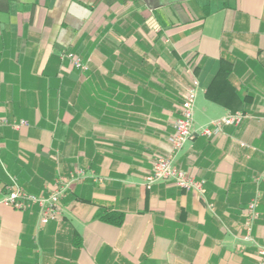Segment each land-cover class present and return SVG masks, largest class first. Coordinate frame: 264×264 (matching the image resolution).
Masks as SVG:
<instances>
[{
    "label": "crops",
    "instance_id": "0c3cea01",
    "mask_svg": "<svg viewBox=\"0 0 264 264\" xmlns=\"http://www.w3.org/2000/svg\"><path fill=\"white\" fill-rule=\"evenodd\" d=\"M192 78L195 126L248 116L177 153L176 165L204 182L202 198L144 185L171 151ZM263 116L264 0H0V187L14 176L46 194L58 177L85 172L57 221L0 206V264H257ZM255 196L252 244L242 237Z\"/></svg>",
    "mask_w": 264,
    "mask_h": 264
},
{
    "label": "built area",
    "instance_id": "2783aa9c",
    "mask_svg": "<svg viewBox=\"0 0 264 264\" xmlns=\"http://www.w3.org/2000/svg\"><path fill=\"white\" fill-rule=\"evenodd\" d=\"M60 58L67 60L71 66L79 71H88V66L79 57L72 53L63 51ZM199 83L196 78H192L185 89L181 101L178 117L174 122L173 133L167 141L171 148L169 154L157 158L150 172L144 178L145 187H152L158 183L170 182L175 187L195 193L199 198L205 194L204 182L195 178L190 172L178 167L175 163L177 153L183 148L186 142L192 137L214 138L221 134L225 127H238L248 118L243 113H230L224 117L212 120L204 126H195L193 121L194 105L197 96ZM264 123V116L260 118ZM6 124V123H5ZM25 122L20 121L12 125L14 130H19ZM241 146H245L241 144ZM85 176V172L76 168L68 177H58L51 189L46 194L33 195L24 191L17 183L14 176H8L9 183L0 187V206L11 208L18 212H26L32 208H37L39 223L47 225L57 221L62 215V202L72 191L74 185ZM264 177V172L262 173ZM258 196H255L245 209V219L243 223L244 235L242 240L246 243L255 244L252 230L258 218ZM258 254L257 264H264V246H256Z\"/></svg>",
    "mask_w": 264,
    "mask_h": 264
},
{
    "label": "trees",
    "instance_id": "16d2710c",
    "mask_svg": "<svg viewBox=\"0 0 264 264\" xmlns=\"http://www.w3.org/2000/svg\"><path fill=\"white\" fill-rule=\"evenodd\" d=\"M101 220H104L110 224L119 226L122 222V218L121 216L117 215V217H114L113 215H111L110 213H106L104 212L103 214L100 215L99 217Z\"/></svg>",
    "mask_w": 264,
    "mask_h": 264
}]
</instances>
